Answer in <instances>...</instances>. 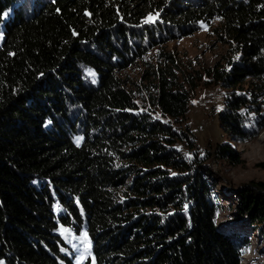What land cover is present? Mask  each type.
I'll list each match as a JSON object with an SVG mask.
<instances>
[{"label": "trees", "instance_id": "16d2710c", "mask_svg": "<svg viewBox=\"0 0 264 264\" xmlns=\"http://www.w3.org/2000/svg\"><path fill=\"white\" fill-rule=\"evenodd\" d=\"M213 20L239 58L208 75L226 90L251 85L229 94L221 125L247 141L240 110L264 104V0H0V264H74L60 226L86 228L95 264H239L209 170L173 145L189 133L141 112L119 76ZM190 99L162 76L151 103L178 121ZM214 152L240 162L227 144ZM237 198L264 224L263 184Z\"/></svg>", "mask_w": 264, "mask_h": 264}, {"label": "rangeland", "instance_id": "374dc122", "mask_svg": "<svg viewBox=\"0 0 264 264\" xmlns=\"http://www.w3.org/2000/svg\"><path fill=\"white\" fill-rule=\"evenodd\" d=\"M150 17L153 18V22H148ZM158 19L159 15H151L143 21V24H155ZM201 25L206 27H200L190 36L172 39L157 45L144 58L136 60L129 68L122 70L119 76L125 81L127 89L135 97L141 112H148L155 119L171 123L178 130L189 133L188 143L183 144L175 140L173 145L179 149L184 159H189V155L191 156L189 160L199 157V165L204 167V170H209L210 174L207 179L212 187L213 199L218 208L217 227L221 232L240 243L239 264H264V224H249L247 217L238 213L237 198L238 192L245 187L260 183L264 185V160L254 164L253 170L248 171L243 179L233 182L228 175L233 166L246 167L236 149L240 144H248L249 140H242L225 130L221 125V115L227 111L229 94L231 92L246 94L251 85L249 81H246L233 90H226L222 86L214 84L208 75V70L217 64L225 66L229 60H238L239 57H234V54L230 52L229 45L221 40L222 22L220 20H213ZM3 28L4 24L2 23L0 46L4 38ZM172 75L178 84L184 86V89L190 93L191 98L186 116L178 121L162 116L151 103L152 96L157 91L159 79L162 76ZM262 100H260L261 107L258 108L261 111L260 114L257 108L252 111L243 108L240 110L246 118L244 127L251 135L250 140L258 134L264 137V104H262ZM219 144L229 145L231 150L237 154L240 162L235 163L231 159L218 158L214 151ZM260 144H264V138L260 140ZM259 155L264 156V152H260ZM55 210L57 211L56 215L61 213L58 208ZM61 231L62 226L58 231L60 235ZM85 232V228H82L79 234L72 230V234L77 237L82 236ZM61 237L65 240L63 235ZM75 243L78 245V240ZM65 244L63 252L70 255L74 264H79L78 257L82 254L83 249L81 248L80 252L76 253L72 244L66 240ZM93 258L91 243V254L85 257L82 264L89 260H91V264H95Z\"/></svg>", "mask_w": 264, "mask_h": 264}, {"label": "clouds", "instance_id": "9594fccd", "mask_svg": "<svg viewBox=\"0 0 264 264\" xmlns=\"http://www.w3.org/2000/svg\"><path fill=\"white\" fill-rule=\"evenodd\" d=\"M264 138L261 135H257L254 139L249 140L248 144H240L237 147V151L240 153V159L244 162V166L235 165L228 173L233 182H237L243 179L247 172L253 170V165L264 160V156H260V152H264V144H260V140ZM254 153L256 154L254 156Z\"/></svg>", "mask_w": 264, "mask_h": 264}, {"label": "snow or ice", "instance_id": "6c2138e0", "mask_svg": "<svg viewBox=\"0 0 264 264\" xmlns=\"http://www.w3.org/2000/svg\"><path fill=\"white\" fill-rule=\"evenodd\" d=\"M148 22H153V18L150 17ZM201 27L205 28L206 26L205 25H201ZM157 118H159V117H157ZM188 158L191 159V156L189 155ZM185 207H187V206H185ZM61 235L64 236L65 240L68 243L72 244V246L75 249L76 253H79L81 248L83 249L82 254H80L79 257H78L79 264H82V262L84 261L85 257L89 256L91 254V241L87 238V233L85 232L82 236L77 237V236H74L72 234V230L71 229L63 228V226H62ZM77 240L79 242L78 245L75 243V241H77ZM93 261H94V258H93Z\"/></svg>", "mask_w": 264, "mask_h": 264}]
</instances>
